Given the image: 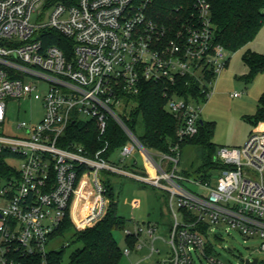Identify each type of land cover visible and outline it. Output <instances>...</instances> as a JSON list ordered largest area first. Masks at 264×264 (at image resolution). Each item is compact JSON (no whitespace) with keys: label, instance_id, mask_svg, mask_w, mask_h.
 Instances as JSON below:
<instances>
[{"label":"built area","instance_id":"built-area-1","mask_svg":"<svg viewBox=\"0 0 264 264\" xmlns=\"http://www.w3.org/2000/svg\"><path fill=\"white\" fill-rule=\"evenodd\" d=\"M149 1L0 0V127L7 100L33 98L43 106L35 125L18 123L20 136L0 134V155L10 168L0 176V264H12L14 252L37 254L39 264H47L46 246L65 219L79 231L99 222L110 202L103 175L110 174L168 194L172 254L156 264H195V257L223 264L211 256L222 230L258 237L264 252V132L252 133L242 147L220 148L214 162L223 167L215 172L190 177L178 170L180 144L198 134L202 106L229 59L214 42L210 5L195 0L176 27H166L149 18ZM47 31L68 39L69 56L43 45L40 35ZM148 82L163 84L164 109L178 120L176 142L166 152L145 148L126 123ZM42 85L43 96L37 92ZM108 121L127 139L108 158L101 156L106 147L91 156L83 146L60 145L69 123L93 122L102 134ZM136 149L149 162L145 170L136 161L123 165ZM115 153L119 164L111 163ZM85 181L90 192L78 225L72 211ZM155 230L134 223L125 235L139 250L146 234L152 255L159 252Z\"/></svg>","mask_w":264,"mask_h":264},{"label":"trees","instance_id":"trees-1","mask_svg":"<svg viewBox=\"0 0 264 264\" xmlns=\"http://www.w3.org/2000/svg\"><path fill=\"white\" fill-rule=\"evenodd\" d=\"M195 0H150L147 14L154 22L166 27H176L183 17L192 10ZM210 5L211 18L215 27L214 42L222 46L229 53H235L247 46L264 25V0H205ZM44 46H56L63 50L66 56L70 54V42L54 32H44L40 35ZM242 61L248 69L246 79L254 80L258 75L264 74V54L246 50ZM163 84L152 82L142 83L139 95L136 98L138 106L131 113L127 125L135 132L138 121L143 125L142 133L137 136L141 144L147 149L166 152L169 144L176 142L178 120L169 115L164 109L165 100L162 98ZM261 131L264 127V93L258 99L256 112L247 118ZM213 125L203 122L199 125L198 134L180 144L201 148L204 153L202 166L198 173L217 171L221 169L214 162L215 145L212 143ZM127 139L120 128L112 121L107 122L106 130L100 133L93 122H71L67 125L64 135L60 138L62 147L70 144L83 146L92 155L102 151L101 156L108 158L126 143ZM6 155H0V176L6 175L10 168L5 163ZM89 187L85 181L78 196ZM109 206L105 216L94 226L81 231H74L73 243L80 247L69 256L68 264H119L122 251L113 238V232L125 225V220L118 215L115 196L110 186H107ZM74 222L77 220L72 215ZM72 225L68 218L59 229L50 237L53 239L70 230ZM129 249L136 243L134 237H126ZM64 250H53L46 254L47 264H62ZM12 264H39L41 257L35 255L12 254Z\"/></svg>","mask_w":264,"mask_h":264},{"label":"rangeland","instance_id":"rangeland-1","mask_svg":"<svg viewBox=\"0 0 264 264\" xmlns=\"http://www.w3.org/2000/svg\"><path fill=\"white\" fill-rule=\"evenodd\" d=\"M32 22L36 21L33 15ZM246 50L258 54H264V25L260 28L253 40L242 49L235 53L228 54V63L223 72L216 78L214 83V93L202 106L200 119L205 123L213 125L212 143L216 150L214 157L222 147L238 148L242 147L250 135L256 132L255 127L247 118L253 116L256 112L258 99L264 93V74L258 75L254 80L248 81L246 75L247 67L244 65L242 58ZM47 87L42 85L38 93L43 96ZM238 93L240 96L232 98L230 95ZM43 115V106L41 100L33 98L27 100H7L6 101V118L0 127V134L9 136H20L22 133L17 129L20 122H25L28 126L35 125ZM143 131L141 121L137 122L135 128L136 136ZM264 132V127L261 129ZM119 154L115 153L111 163L119 164ZM204 153L201 148L185 146L181 149L178 170L194 177L198 168L202 166ZM136 161V168L145 170L149 165L146 157L138 149L124 159L123 165H129ZM15 168H18L20 162L8 160ZM121 164V163H120ZM130 169H132L130 167ZM137 169H132L136 170ZM106 185L110 186L116 202V210L126 222L123 228L113 232V238L122 251V258L119 264H156L157 260L165 261L170 257L171 249L167 244L168 233L171 230L170 212L168 204V194L157 188L146 184L128 180L114 175H103ZM89 193V187L81 193L74 202L72 215L78 217V225L84 217L83 213L88 201L84 193ZM138 201V206L133 208L132 202ZM76 203V204H75ZM76 218V217H75ZM77 220V218H76ZM72 230L57 236L50 240L46 246V251L64 250L62 264H68L70 254L80 246L73 243L72 235L75 229L72 221ZM134 223L141 228L147 224H154L155 240L153 247L158 253L150 254L152 239L146 234H141L139 242L142 248L139 250L129 249L125 230L133 231ZM221 238L214 244L212 258L220 260L223 264H244L246 259L257 258L259 264H264V252L259 250L261 239L258 237L246 238L236 230H230L225 233L220 232ZM195 264H206V259L198 260L194 258Z\"/></svg>","mask_w":264,"mask_h":264},{"label":"water","instance_id":"water-1","mask_svg":"<svg viewBox=\"0 0 264 264\" xmlns=\"http://www.w3.org/2000/svg\"><path fill=\"white\" fill-rule=\"evenodd\" d=\"M256 258H254L253 260H252V262H249V260H246L245 261V264H256Z\"/></svg>","mask_w":264,"mask_h":264},{"label":"crops","instance_id":"crops-1","mask_svg":"<svg viewBox=\"0 0 264 264\" xmlns=\"http://www.w3.org/2000/svg\"><path fill=\"white\" fill-rule=\"evenodd\" d=\"M76 204V203H75ZM74 216L77 218V224H78V217H77V215L74 213Z\"/></svg>","mask_w":264,"mask_h":264}]
</instances>
